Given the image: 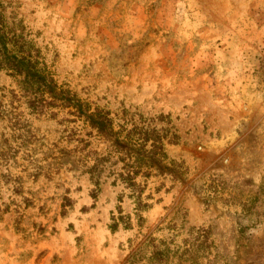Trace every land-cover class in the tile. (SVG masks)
I'll return each instance as SVG.
<instances>
[{
    "label": "rangeland",
    "instance_id": "374dc122",
    "mask_svg": "<svg viewBox=\"0 0 264 264\" xmlns=\"http://www.w3.org/2000/svg\"><path fill=\"white\" fill-rule=\"evenodd\" d=\"M0 11L22 22L59 86L117 123L142 116L173 127L179 139L166 152L188 172L184 184L148 180L152 208L139 228L128 192L112 186L114 167L96 200L90 196L83 156L104 155L107 145L66 109L30 115L17 79L2 72L0 105L19 116L20 128L13 139L9 118L0 119V151L4 138L24 146L8 163L0 159V264H124L129 246L145 237L168 240L169 225L178 242L191 228L230 237L241 206L224 202L229 192L205 206L189 186L222 176L248 196L264 182V0H0ZM118 207L132 229L111 233ZM259 219L246 224L249 254L237 264H264V214Z\"/></svg>",
    "mask_w": 264,
    "mask_h": 264
},
{
    "label": "trees",
    "instance_id": "16d2710c",
    "mask_svg": "<svg viewBox=\"0 0 264 264\" xmlns=\"http://www.w3.org/2000/svg\"><path fill=\"white\" fill-rule=\"evenodd\" d=\"M2 72L17 79L20 99H23L30 115L53 117L55 114L52 109H66L70 116L82 119L95 132V136L107 145L104 155L88 151L83 156L84 172L94 186L90 196L96 200L104 171L114 167L109 172L113 177L112 186L119 183L128 192L127 197L134 205V218L139 228L145 223L143 213L152 208L149 203L152 197L144 196L151 177H169L173 182L183 184L187 181L188 172L183 162L169 158L166 152V145H176L179 139L176 132L172 131L173 127H153L151 121H146L142 116L136 120L134 117L126 119L122 115V123H117L110 111L99 106L92 107L75 93L59 86L50 72L40 64L39 51L26 38L22 22H10L0 11V73ZM12 96L14 100L18 97L15 94ZM6 113L0 105V119L9 118L10 128L14 132L11 137L14 139L15 130H18L16 128H20V119L16 114H11L10 118ZM165 119L158 118L159 121ZM80 142L84 144L83 147L87 146L86 141ZM2 143L5 148L0 151V159L4 163H8L17 149L24 146V140L16 149L8 144L6 138ZM89 162L92 164L89 165ZM189 190L201 197L205 206L229 192V198L224 202L238 203L242 209L237 216L238 228L230 233L227 240L226 235L218 233L215 228H191L187 237L178 242L181 233L174 225H169L168 229L173 233L168 240L157 239L152 235L145 237L135 247L129 246L124 264H203V261L205 264H237L249 254L250 237L246 235V230L251 225L246 224L261 222L259 217L264 214V182L256 190L248 192V196H245L238 185L227 186L222 176H212L208 184L201 178L191 184ZM15 193L19 194L18 186H15ZM123 197L122 192L117 197L118 201L121 202ZM69 202V199H65L62 208L65 209ZM23 203L28 204L29 200L23 198ZM117 210L118 215L111 216V233L117 232L119 227L131 230L130 215H123L120 207ZM227 242L233 249L231 256L226 252Z\"/></svg>",
    "mask_w": 264,
    "mask_h": 264
}]
</instances>
